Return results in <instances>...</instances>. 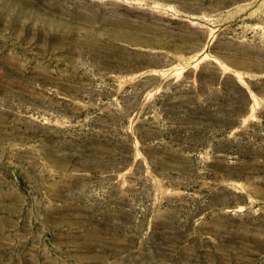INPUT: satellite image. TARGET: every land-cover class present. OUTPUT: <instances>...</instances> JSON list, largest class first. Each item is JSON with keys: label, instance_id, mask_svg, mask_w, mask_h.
<instances>
[{"label": "rangeland", "instance_id": "obj_1", "mask_svg": "<svg viewBox=\"0 0 264 264\" xmlns=\"http://www.w3.org/2000/svg\"><path fill=\"white\" fill-rule=\"evenodd\" d=\"M0 264H264V0H0Z\"/></svg>", "mask_w": 264, "mask_h": 264}, {"label": "trees", "instance_id": "obj_2", "mask_svg": "<svg viewBox=\"0 0 264 264\" xmlns=\"http://www.w3.org/2000/svg\"><path fill=\"white\" fill-rule=\"evenodd\" d=\"M198 78H199V75H198ZM199 79H200V78H199ZM235 84L237 85V87H239V89L242 91V93H243V95H244V97H245V100H246L245 105H248V103L250 102V93H249V91H248L246 88H244V87L239 83L238 80H235Z\"/></svg>", "mask_w": 264, "mask_h": 264}]
</instances>
